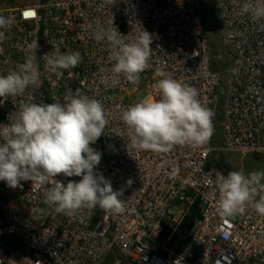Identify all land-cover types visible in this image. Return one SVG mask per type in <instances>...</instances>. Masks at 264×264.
<instances>
[{"label":"built area","instance_id":"1","mask_svg":"<svg viewBox=\"0 0 264 264\" xmlns=\"http://www.w3.org/2000/svg\"><path fill=\"white\" fill-rule=\"evenodd\" d=\"M242 3L116 0L111 6L104 0H0V14L16 18L0 42V74L24 62L33 40H38L41 72L37 88L0 104V124L10 122L20 104L33 98L52 103L66 89L80 88L100 100L109 124L91 146L102 153L97 171L114 190L123 189L124 202L119 214L97 206L69 217L43 203L36 182L22 181V188L12 189L0 181L3 264H264V216L248 206L242 214L222 217L216 186L209 182L215 171L230 172L213 162L215 152L241 159L264 153V20L241 13ZM208 8L221 50L217 56L207 32ZM112 20L129 38L141 26L153 36L149 67L139 84L113 74L107 45L93 39L95 26ZM53 45L82 58L62 78L44 69L41 57ZM161 70L195 87L198 99L212 110L214 134L207 144L127 150L121 113L142 100L159 99L154 85ZM56 179L66 185L80 177ZM38 207L46 208V214H38ZM9 236L27 251L12 246Z\"/></svg>","mask_w":264,"mask_h":264},{"label":"clouds","instance_id":"2","mask_svg":"<svg viewBox=\"0 0 264 264\" xmlns=\"http://www.w3.org/2000/svg\"><path fill=\"white\" fill-rule=\"evenodd\" d=\"M104 3L112 6L116 0ZM240 11L253 21L264 20V0H243ZM15 23V16L0 14V42ZM92 36L107 45L112 73L139 84L152 56V34L141 26L132 30L129 38V34L122 35L114 27L112 20L108 26H95ZM38 48V40H33L27 45L24 62L6 75L0 74V104L40 85ZM41 58L45 71L57 78L76 68L82 59L79 52L61 51L54 45ZM68 75H72L71 71ZM158 76L161 78L154 87L159 99L142 100L121 113L129 137L127 150L168 151L176 145L195 148L207 144L214 134V114L198 99V90L162 70ZM9 119L10 122L0 124V181L7 187L22 188V181L36 182L43 189V203L69 217L84 207L98 206L115 214L124 211L123 189L114 190L111 180L97 171L102 153L91 146L105 134L109 124L100 100L80 88L66 89L61 96L53 97L52 103H36L33 98L20 104ZM207 174L213 178L211 172ZM59 175L80 179L69 180L65 185L56 179ZM209 182L216 186L217 210L222 217L242 214L248 206L264 216V170L247 174L230 171L227 175L215 171ZM126 183L130 186L132 180ZM36 212L44 215L47 209L38 207Z\"/></svg>","mask_w":264,"mask_h":264},{"label":"rangeland","instance_id":"3","mask_svg":"<svg viewBox=\"0 0 264 264\" xmlns=\"http://www.w3.org/2000/svg\"><path fill=\"white\" fill-rule=\"evenodd\" d=\"M207 13H208L207 32L211 39V51L213 55L217 56L218 54L221 53V50H220L216 31L213 28V24L211 22L210 8H208ZM213 162H217V163L220 162L223 165V167L228 171H242L245 174H247L252 171L264 170V153L248 154L246 157L241 159L233 155L222 154L221 152H215L213 155ZM7 240L15 248L24 252L27 251V249L23 248V246L12 237L9 236Z\"/></svg>","mask_w":264,"mask_h":264},{"label":"snow or ice","instance_id":"4","mask_svg":"<svg viewBox=\"0 0 264 264\" xmlns=\"http://www.w3.org/2000/svg\"><path fill=\"white\" fill-rule=\"evenodd\" d=\"M29 14H31V13H29Z\"/></svg>","mask_w":264,"mask_h":264}]
</instances>
